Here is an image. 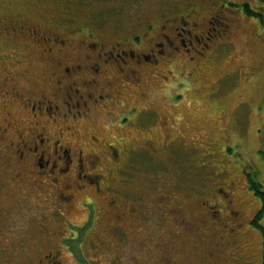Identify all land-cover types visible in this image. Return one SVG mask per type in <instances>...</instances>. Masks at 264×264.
Masks as SVG:
<instances>
[{
    "label": "rangeland",
    "instance_id": "1",
    "mask_svg": "<svg viewBox=\"0 0 264 264\" xmlns=\"http://www.w3.org/2000/svg\"><path fill=\"white\" fill-rule=\"evenodd\" d=\"M174 1L0 0V53L15 56L13 65L9 62L11 58L0 59V94L9 92L5 113L17 118V128H24L23 119H27L28 113L20 111L18 96L36 97L35 92L42 85L33 73L44 72L40 64L44 55L32 50L28 34H11L10 24L42 32L55 25L63 32L76 31L85 25L94 34L111 35L124 33L142 12L155 19L157 6L167 12ZM188 1L206 16L215 10L212 7L215 3V6L220 1L225 3ZM224 9L239 8L229 4ZM224 15L231 17L232 13L220 14ZM232 17L237 27L229 34V42L220 48L209 47L193 60L174 55V60L160 66L159 73L165 78L155 76L152 69L145 67H138L141 72L137 80L125 79L123 74L125 88L117 99L120 102L108 110L110 113L93 110L88 118L70 119L75 135L69 138V143L75 153L82 149L84 153L94 151L100 155L98 150L119 143L124 145L126 154H120L115 166L113 160L100 155L86 167L87 172L101 174V187L109 189L100 194L91 189L75 191L73 201L81 203L84 199L83 205L70 207L64 219L80 225L86 219L82 228L68 225L67 232L55 231L56 221L49 215L47 205H41L43 194L35 188L31 189L30 197L17 204V223H25L31 215L35 224L43 223L49 242L58 244L62 250L61 264H195L200 258V240L206 237L204 234L200 238L196 234L187 237L182 232L178 237L171 228L178 225L182 216L190 221L195 219L197 211L188 217L186 210L203 197L219 204L221 220L235 229L233 234L236 232L230 247L241 254H228L232 249L227 248L221 257L222 264H264V212L255 224L248 223L253 213L259 212V200L264 206V197L256 196L247 185V181H255L264 189V23L254 14L250 17L239 11ZM25 42L30 44L27 49ZM16 67L18 74L13 71ZM26 67H29L26 77L19 75ZM131 107L136 110L126 114L129 121L119 122L120 115ZM143 108L148 110L141 115L139 111ZM90 136L97 138L93 144L88 140ZM215 187L226 191L234 210L240 211L239 219L229 216L222 196L213 195ZM174 196L183 207L170 226L160 224L155 212L160 207L164 214ZM111 199L113 210L103 214ZM131 208L138 211L133 218L117 225L119 228L106 230L114 218L109 217L113 212L127 215ZM142 219L145 224L138 227L136 224ZM96 224L97 232L103 236L100 248L91 247L87 237ZM26 226L33 227L25 224L22 228ZM65 235L68 237L61 242ZM31 245L21 247L23 252L13 261L15 264L28 262L27 258L41 249L37 244ZM8 256L11 255L0 254V264Z\"/></svg>",
    "mask_w": 264,
    "mask_h": 264
},
{
    "label": "flooded vegetation",
    "instance_id": "2",
    "mask_svg": "<svg viewBox=\"0 0 264 264\" xmlns=\"http://www.w3.org/2000/svg\"><path fill=\"white\" fill-rule=\"evenodd\" d=\"M223 1L225 3L222 4L220 1L219 6L213 3L212 7L215 10L206 16L204 12L196 9L192 2L176 0L174 1L176 3L169 6L171 10L168 9L167 12H163L162 8L157 6L155 19L142 12L124 33L114 32L111 35L94 34L91 28L85 25L71 32L60 31L57 25L48 32L24 29L15 23L8 26L11 34L17 32L28 34L33 43L32 50L37 49L44 55L40 63L44 67V72L41 70L40 74L33 73L35 79L39 78L42 85L37 88L36 97L18 96L20 111L28 113L27 119H23L26 123L24 128H17L15 125L17 118L5 113L9 92L4 91L0 94V238H3V242L0 241V254L11 255L8 256L10 258L7 257L8 259H1L3 264H15L13 261L19 259L17 256L23 252L21 247L29 244H37L41 249L28 257V262L16 264H61L62 250L58 244L49 242V238L46 237L47 228L43 223L35 224L34 215L25 223H17V204L30 197L31 189L35 188L43 194L40 196L41 205H47L49 215L56 221L55 231H59V234L67 232L68 225L82 228L86 219L81 225L64 219L66 214H69L70 207L75 209L83 203L84 199L81 203L73 201L75 191L91 189L95 194H100L103 189H109L107 186L101 187L103 185L101 174L87 172L86 167L90 166L93 158L96 161L100 155L113 160L115 166V163L119 162L120 154H126L124 145L119 143L108 144L98 150L100 155L94 151L84 153L82 149L75 153V148L69 143L75 135L71 132L70 119L73 121L88 118L93 110L110 113L108 110L120 102L117 99L125 88L121 78L123 74L125 79L130 77L137 80L141 72L138 67H145L152 69L155 76L165 78L164 74L159 73L160 66L174 60V55L193 60L195 56L203 55L209 47L217 48L226 44L230 39L229 34L231 35L237 27V21L232 17L237 11L250 17L254 14L264 23V0ZM229 4L238 6L239 9L225 10V5ZM227 11L232 13L231 17L220 16ZM29 45L27 42L24 43L26 49ZM14 58V54L0 53V59L4 61L10 59L12 65ZM28 64L29 62L26 65ZM1 69L4 70L3 67ZM13 71L14 74H18L17 67L13 68ZM28 72L29 67H26L21 69L19 75L26 77ZM10 79L15 80L13 77ZM13 92L17 93L15 90ZM135 110L134 107L126 110L125 114L120 115L119 122L125 121L126 114H131ZM147 110L143 108L139 113L143 115ZM59 121H64V124L59 125ZM96 139L94 136L88 137L92 144ZM247 185L250 188L248 181ZM213 195L222 196L229 216L234 220L239 219L240 211L234 210L232 200L226 191L215 187ZM44 199H47L45 200L47 204H44ZM200 199L188 211L184 209L188 217L197 211L195 219L190 221L182 216V219L178 220V225L171 228V232L176 235L182 232L187 237L204 234L208 240L205 238L200 240L202 241L200 258L195 264H222L221 257L227 248L232 249L228 254H241L237 249L233 250V247H230L233 246L231 237L235 236L236 232L233 234L235 229L228 228L227 223L221 220L218 203L210 202L208 197ZM113 201L111 199L107 202L103 214L113 210ZM182 207L174 196L171 205L166 206L165 213L163 214L159 207L155 216L160 218V224L166 223L170 226V221H176V214ZM261 209L259 200L257 211ZM200 212L202 216L198 217ZM116 213L117 210L109 216L111 219L114 218L111 224L106 225V230L119 228L117 225L133 218L138 211L131 208L127 215L123 212ZM257 214L258 212H254L248 223L255 224ZM25 224H31L33 227L26 226V229H23L22 226ZM144 224L142 219L136 225L142 227ZM96 226L97 224L90 228L87 237L91 247L97 245L100 248L103 236L99 235ZM67 237L68 235L62 236L60 241L64 242Z\"/></svg>",
    "mask_w": 264,
    "mask_h": 264
},
{
    "label": "trees",
    "instance_id": "3",
    "mask_svg": "<svg viewBox=\"0 0 264 264\" xmlns=\"http://www.w3.org/2000/svg\"><path fill=\"white\" fill-rule=\"evenodd\" d=\"M262 157L264 160V154L262 155ZM249 185H250V189L254 192L256 196L264 197V189L260 183L251 181ZM262 212H264V206H262V209L258 212V215L255 218L254 222H256L257 218L262 214Z\"/></svg>",
    "mask_w": 264,
    "mask_h": 264
}]
</instances>
